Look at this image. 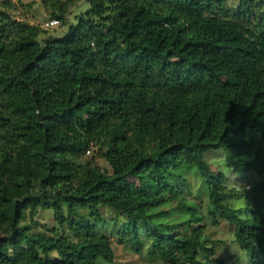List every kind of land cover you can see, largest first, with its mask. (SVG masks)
Returning a JSON list of instances; mask_svg holds the SVG:
<instances>
[{
    "label": "trees",
    "instance_id": "obj_1",
    "mask_svg": "<svg viewBox=\"0 0 264 264\" xmlns=\"http://www.w3.org/2000/svg\"><path fill=\"white\" fill-rule=\"evenodd\" d=\"M78 0H42L65 20ZM59 37L0 11V264L111 263L100 206L124 215L117 235L168 264L211 258L195 208L170 180L194 166L211 223L234 225L249 264H264V3L88 0ZM102 148L108 171L83 158ZM224 149L239 177L261 180L243 218L204 153ZM184 180V178H182ZM191 212L178 233L162 206ZM49 208V234L19 222ZM81 210H86L82 213ZM194 225V226H193ZM53 254V257L50 255Z\"/></svg>",
    "mask_w": 264,
    "mask_h": 264
},
{
    "label": "rangeland",
    "instance_id": "obj_2",
    "mask_svg": "<svg viewBox=\"0 0 264 264\" xmlns=\"http://www.w3.org/2000/svg\"><path fill=\"white\" fill-rule=\"evenodd\" d=\"M256 1L264 3V0ZM88 7V0H78L68 8L63 22L60 21L57 25L46 27L44 23L52 18L43 5L42 0H0V11H6L13 18L40 28L41 32L37 36L39 41H43L48 36H61L67 26L75 23L77 17L84 13ZM225 155L226 151L224 149H212L204 153V159L212 169L218 170L223 174L225 191L232 193L225 198L227 204L234 208L237 207L238 199L242 195L239 190V185H241L245 189L243 194L250 207L256 193L254 188L258 186L261 176L257 172L249 171L244 177H239L226 164ZM83 158L92 159L102 171L107 172L109 169L107 161L102 155V148L99 146H91L89 152H84ZM170 181L181 191L188 205L195 208L194 215L200 217L199 222L202 225L203 234L209 239L206 246L214 251L211 258L222 259L228 264H249L247 254L234 241V225L221 218L218 219L217 223H211L208 214L211 205L208 203L207 185L202 181L197 169L194 166L181 165L174 170V177ZM175 204L176 202H172L160 208L163 212L168 211V213L161 216V219L171 224L178 233L188 231V224H184L183 221L190 216L191 212L189 210L182 211L176 208ZM99 210L102 223L97 225V227L110 239L114 251V260L109 263L102 258H98L97 264H168L162 259L150 257L147 254L148 240L146 237H142L140 247L128 241L120 243L117 231L120 224L125 220L124 215L116 213L107 206H100ZM81 212L86 213L87 211L81 210ZM33 220L39 225H34L33 221H30L28 213H25L24 219L19 224L20 226H33L32 231L44 234H49L50 228H58L68 238L73 239L72 233L65 226H60L56 223L52 209L38 208ZM53 256V254L50 255V257Z\"/></svg>",
    "mask_w": 264,
    "mask_h": 264
},
{
    "label": "clouds",
    "instance_id": "obj_3",
    "mask_svg": "<svg viewBox=\"0 0 264 264\" xmlns=\"http://www.w3.org/2000/svg\"><path fill=\"white\" fill-rule=\"evenodd\" d=\"M239 190L242 193V195L239 197L237 207L234 210L239 212L241 216L245 219L251 218V216L247 213L249 205L247 203L246 197L243 194L245 189L241 185H239Z\"/></svg>",
    "mask_w": 264,
    "mask_h": 264
},
{
    "label": "built area",
    "instance_id": "obj_4",
    "mask_svg": "<svg viewBox=\"0 0 264 264\" xmlns=\"http://www.w3.org/2000/svg\"><path fill=\"white\" fill-rule=\"evenodd\" d=\"M59 23H60L59 20L52 18V19L46 21V22L44 23V26L49 27V26L57 25V24H59ZM86 152H89V150L87 149Z\"/></svg>",
    "mask_w": 264,
    "mask_h": 264
}]
</instances>
